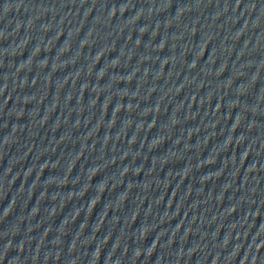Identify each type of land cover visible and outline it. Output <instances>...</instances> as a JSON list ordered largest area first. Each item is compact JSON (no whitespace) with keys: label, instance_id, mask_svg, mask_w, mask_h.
Returning <instances> with one entry per match:
<instances>
[{"label":"water","instance_id":"water-1","mask_svg":"<svg viewBox=\"0 0 264 264\" xmlns=\"http://www.w3.org/2000/svg\"><path fill=\"white\" fill-rule=\"evenodd\" d=\"M0 264H264V0H0Z\"/></svg>","mask_w":264,"mask_h":264}]
</instances>
